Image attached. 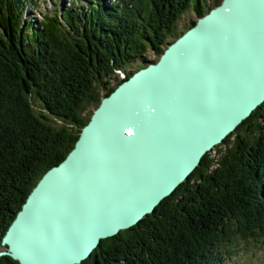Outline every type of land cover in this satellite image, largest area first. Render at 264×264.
I'll return each instance as SVG.
<instances>
[{
	"label": "trees",
	"instance_id": "1",
	"mask_svg": "<svg viewBox=\"0 0 264 264\" xmlns=\"http://www.w3.org/2000/svg\"><path fill=\"white\" fill-rule=\"evenodd\" d=\"M30 1L0 0V252L35 187L74 149L102 100L197 23L177 35L183 16L199 20L223 2L73 0L26 21ZM149 51L156 60L146 63ZM263 245L264 104L153 214L102 240L81 264H226ZM0 264L20 263L3 256Z\"/></svg>",
	"mask_w": 264,
	"mask_h": 264
},
{
	"label": "water",
	"instance_id": "2",
	"mask_svg": "<svg viewBox=\"0 0 264 264\" xmlns=\"http://www.w3.org/2000/svg\"><path fill=\"white\" fill-rule=\"evenodd\" d=\"M263 104L264 0H223L102 100L0 258L81 264L153 214Z\"/></svg>",
	"mask_w": 264,
	"mask_h": 264
},
{
	"label": "rangeland",
	"instance_id": "3",
	"mask_svg": "<svg viewBox=\"0 0 264 264\" xmlns=\"http://www.w3.org/2000/svg\"><path fill=\"white\" fill-rule=\"evenodd\" d=\"M73 0H31V5L28 7L25 13L26 21H31V19H41L47 12H52L55 9L56 4L60 8L68 7ZM207 6L212 7L215 0H206ZM83 4H88L90 0H79ZM198 16L191 12L190 14L183 16L178 25L177 35L186 32L190 25L197 22ZM174 41V39H173ZM171 39L168 41V44ZM144 62H154L156 57L152 51H149L145 57ZM137 66L131 67L130 72L136 71ZM226 264H264V245L262 247L251 246L242 252H238L233 255Z\"/></svg>",
	"mask_w": 264,
	"mask_h": 264
}]
</instances>
